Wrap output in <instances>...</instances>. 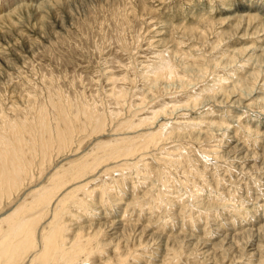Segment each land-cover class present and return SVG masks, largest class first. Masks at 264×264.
Returning <instances> with one entry per match:
<instances>
[{"label": "rangeland", "instance_id": "obj_1", "mask_svg": "<svg viewBox=\"0 0 264 264\" xmlns=\"http://www.w3.org/2000/svg\"><path fill=\"white\" fill-rule=\"evenodd\" d=\"M15 123L34 164L0 219L75 178L28 210L36 243L57 224L93 238L83 264H264V0H0L3 150Z\"/></svg>", "mask_w": 264, "mask_h": 264}, {"label": "bare ground", "instance_id": "obj_2", "mask_svg": "<svg viewBox=\"0 0 264 264\" xmlns=\"http://www.w3.org/2000/svg\"><path fill=\"white\" fill-rule=\"evenodd\" d=\"M176 77H178L176 73L165 71L159 74L158 78L174 80ZM63 116H60L59 119L60 123L62 124V126L59 127V147L64 146V139H70L69 136L71 135L73 128L70 121L67 120V117L65 115ZM40 117L44 118V115L40 113ZM40 122L41 128L37 138L39 143L28 144L30 146L36 144L40 154H42L44 157H47V155H49L52 151V144L51 139L48 137L47 124L42 122V119ZM102 122V120L97 122L99 128L102 127ZM159 122L162 123V121ZM23 130L24 126L17 125V123L12 126L9 133V140H11L9 143L11 146L8 150H3L2 148L4 147L1 145L2 142H7L8 140L4 139L2 142H0V190L2 192H10L17 189H22L21 187L25 183V180L28 179L27 176L32 174V168L34 164L32 156L33 150L31 147L29 148L27 146L24 148V145L22 144L23 140L21 138V133ZM26 132L30 133L28 128L26 129ZM21 149L25 150L27 153L24 151L22 152ZM5 153L6 155H4ZM122 153H128L127 149H123ZM85 174L86 173H83L81 175ZM81 175H77L76 179H80ZM73 177L74 174L69 169L65 168L58 170L53 176L52 182L50 183L51 185L49 184L46 187H43L41 192L39 188L36 191L37 193H35L34 196L30 198V200L23 202L19 208L0 219V264H4L5 261H8L9 264H21L22 260L25 258L24 256H27L26 249L28 248H32L31 250H36L32 253V255H30V258L27 261L28 264H83L82 261L90 259V255L94 250V240L93 238H88V235V239H86L84 236V231V233L81 231L77 232L75 236L71 238V243L67 244L61 241L62 238L60 239L58 237V233L60 231L59 225L53 224L52 222V228L49 227L48 229H41L40 238L38 237L39 240L38 243H36L35 234L39 215L37 214L38 216H31V213L28 214V210H30V212L31 210H34L35 212L44 205H48L52 201V197L56 196L63 189L67 188L66 190H70V192H72L71 189L74 185L71 186V181L75 179ZM58 179L62 180L58 181ZM70 192L67 195L65 194L59 198L58 204L53 211L55 218L61 213L62 210H64L63 206L68 203ZM50 193L51 195H49ZM24 211L26 213H24ZM42 213L40 216H42ZM21 257L22 259H19ZM17 261L19 263H17Z\"/></svg>", "mask_w": 264, "mask_h": 264}]
</instances>
